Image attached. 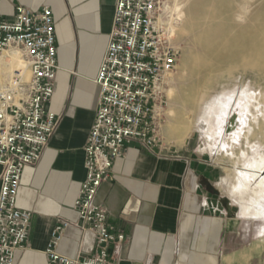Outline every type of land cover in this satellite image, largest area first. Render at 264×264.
<instances>
[{
    "label": "crops",
    "instance_id": "0c3cea01",
    "mask_svg": "<svg viewBox=\"0 0 264 264\" xmlns=\"http://www.w3.org/2000/svg\"><path fill=\"white\" fill-rule=\"evenodd\" d=\"M116 2L0 0V22L13 21L19 6L34 12L50 7L56 29L58 70L46 109L61 120L40 163L25 168L21 178L17 208L30 212L32 221L27 248L16 252L15 264H50L45 251L59 219H75L99 107L95 80ZM220 158L202 151L201 139L195 143L192 136L181 145L163 138L154 149L126 145L96 197L109 224L127 237L113 248L116 264H264V219L243 216L232 190L222 185ZM95 249V238L73 227L58 252L90 257Z\"/></svg>",
    "mask_w": 264,
    "mask_h": 264
},
{
    "label": "built area",
    "instance_id": "2783aa9c",
    "mask_svg": "<svg viewBox=\"0 0 264 264\" xmlns=\"http://www.w3.org/2000/svg\"><path fill=\"white\" fill-rule=\"evenodd\" d=\"M166 0H117L106 54L95 83L99 107L88 137L86 179L74 205L75 219H59L45 255L50 264H116L113 248L127 237L109 224L97 204L102 185L112 177L127 144L162 146L168 107L167 90L180 50L160 22ZM19 54L25 69L6 80L0 72V264H15L27 248L32 214L17 208L25 168L35 167L57 131L61 118L46 109L55 93L56 29L52 10L19 6L13 21L0 22V67L6 54ZM17 62V60H14ZM95 238L90 257L58 252L68 229Z\"/></svg>",
    "mask_w": 264,
    "mask_h": 264
},
{
    "label": "bare ground",
    "instance_id": "6f19581e",
    "mask_svg": "<svg viewBox=\"0 0 264 264\" xmlns=\"http://www.w3.org/2000/svg\"><path fill=\"white\" fill-rule=\"evenodd\" d=\"M160 22L178 38L183 34L193 36V49L185 52L181 60L182 74L172 80L167 90L166 128L181 145L193 134L194 114L221 78L236 73H256L264 78V0H166ZM15 69H25L19 54L4 55L2 81ZM177 80L184 83L181 90L175 85ZM228 97L220 104H209L203 118L209 127L214 116L220 122L226 121V128L219 133L221 143L217 144L213 136L203 135L201 149L219 155L225 150L222 143L226 136L231 135L235 144L244 140L246 150L241 157L247 161L248 170L237 175L239 185L228 178H223L222 185L239 200L243 191L249 190V184L259 180L251 202H242L241 209L244 217L264 219V155L260 154L264 148V87L259 85L255 91L247 88L239 96ZM241 103H245L243 112L235 116L230 110ZM253 153L259 155L258 161H248ZM225 156L235 158L230 152Z\"/></svg>",
    "mask_w": 264,
    "mask_h": 264
},
{
    "label": "rangeland",
    "instance_id": "374dc122",
    "mask_svg": "<svg viewBox=\"0 0 264 264\" xmlns=\"http://www.w3.org/2000/svg\"><path fill=\"white\" fill-rule=\"evenodd\" d=\"M239 1H241V0H239ZM192 37L193 36L191 34H183L180 36V38H178L177 36H174L175 43L180 50V55H179V60H178L177 67L175 70L176 74L174 73V77L172 80H174V78H176V77H180L182 74L181 67H180L181 66V60H182L185 52L193 49V44L191 42ZM172 80H171V83L173 82ZM183 84L184 83L181 80H177L175 82V85L180 90H181V85H183ZM259 85L264 87V78L259 77L256 73H236V74H232L230 76H224L223 78H221L220 82H218V84H216V86L213 88L212 92L208 95V97L203 102V104L200 106L198 111L194 114L195 127H194L193 134L191 136L193 137V139H195V143L197 142L198 139H201V142H202L203 135L204 136H213V137H215L217 144L221 143V138L219 137V135H220L219 133H220V131H223L226 128V121L220 122L218 120V117L214 116V118L212 119V123H213L212 127H209L208 121H207L206 125H204V123H203V118L205 116V113L208 109L209 104L215 103V102L220 104L221 102H225L226 100L229 99V97H228L229 94H236L237 96H239L247 88H249L251 91H255L258 89ZM223 94H225V96H222ZM244 104L245 103L235 104L234 107L231 108L230 112H234L235 116H239L241 114V111L243 112ZM226 120H229V118L227 117ZM166 125H167V123H166V118H165V122L163 123V126H162L163 128L161 131L162 136H163L162 138H164L166 141H168L169 143H171L173 145H178L177 139L175 137L171 136L170 132L166 128ZM217 133H218V135H217ZM189 138H187V139H189ZM231 138H232L231 135H228L225 137V139H227L228 141H226V143H225V139H224L222 145H224L225 150L223 153H220L219 155H221L220 159H221L222 164L224 165L223 178L224 179L225 178L231 179V183H235V184L239 185L238 180H237V175L240 172H245L248 170L247 161H243V159L241 157L242 153L244 151V148L246 150V147H245L244 140L241 139L242 141H238V143L236 142V144H235V143H233V139H231ZM187 139H185L184 142ZM238 144H241V145H238ZM226 152H228V153L230 152L231 154H233L235 156V158L229 159L228 157L225 156ZM205 153L208 154V152H205ZM260 154L264 155V148L260 149ZM259 159H260L259 155H256L255 153H253L250 155L248 161L254 162V161H258ZM258 182H259V180L249 184V186H248L249 190L247 192L243 191V196L240 197L239 200L237 199V202L241 208H242V206H241L242 202H248V203L251 202V198L253 195L252 193L254 191V188H256ZM263 196H264V194H263ZM259 225H260V229H262L264 227V223L260 222ZM261 246H262V244H261Z\"/></svg>",
    "mask_w": 264,
    "mask_h": 264
}]
</instances>
